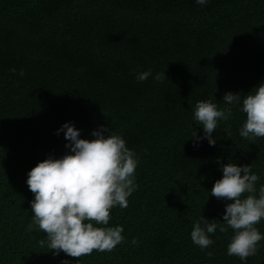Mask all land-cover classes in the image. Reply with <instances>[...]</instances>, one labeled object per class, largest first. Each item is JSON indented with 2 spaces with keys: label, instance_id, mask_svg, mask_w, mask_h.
I'll return each mask as SVG.
<instances>
[{
  "label": "trees",
  "instance_id": "obj_1",
  "mask_svg": "<svg viewBox=\"0 0 264 264\" xmlns=\"http://www.w3.org/2000/svg\"><path fill=\"white\" fill-rule=\"evenodd\" d=\"M261 82L264 0H0V264H264V240L241 261L227 254L232 229L209 234L207 249L190 235L202 216L222 221L229 202L210 192L223 165H252L257 196L264 186V137L239 134L243 95ZM227 92L241 102L226 104ZM200 101L232 109L214 146L191 137L204 135ZM66 122L82 139L109 127L138 162L136 190L107 225L123 226L125 240L78 261L41 247L38 226L27 230V174L69 151L56 134ZM256 227L264 235V220Z\"/></svg>",
  "mask_w": 264,
  "mask_h": 264
},
{
  "label": "clouds",
  "instance_id": "obj_2",
  "mask_svg": "<svg viewBox=\"0 0 264 264\" xmlns=\"http://www.w3.org/2000/svg\"><path fill=\"white\" fill-rule=\"evenodd\" d=\"M207 2L196 0L199 5ZM20 75H24L23 71ZM150 76L151 69L139 73L137 80L142 82ZM165 77V72L157 73L155 79L162 81ZM253 89L243 95L241 108L246 120L239 134L248 140L264 137V82ZM241 98L240 93L227 92L223 101L233 105L239 104ZM231 114V108L218 110L210 101L197 102L194 119L202 125L204 135L198 136L195 130L191 137L197 142L207 139L209 145L214 146L216 139L212 134L217 130L218 121L228 120ZM60 132H64L69 142L65 145L69 151L62 158L50 156L39 162L27 174V186L34 194L31 201L33 223L27 230L38 226L46 234V240L39 241L41 247L47 244L54 255L63 252L78 261L94 251L111 252L125 240L123 226L107 225L111 210L116 206L127 208L128 197L136 190L134 174L138 162L135 153L121 136L110 134L106 126L93 130L94 139L80 138V130L71 122L62 125L56 134ZM222 172V178L216 180L210 192L217 200L229 202L225 205L222 221L202 216L194 223L191 240L201 249H207L213 244L209 234L217 229L221 233L232 229L234 235L227 254L245 261L256 255L259 242L264 240L256 227L264 220V186L259 188L257 196L255 185L259 177L252 165L227 163ZM137 243L134 238L132 244ZM206 255L211 258L213 254Z\"/></svg>",
  "mask_w": 264,
  "mask_h": 264
}]
</instances>
